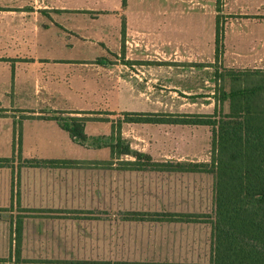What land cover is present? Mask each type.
<instances>
[{
    "label": "crops",
    "instance_id": "obj_1",
    "mask_svg": "<svg viewBox=\"0 0 264 264\" xmlns=\"http://www.w3.org/2000/svg\"><path fill=\"white\" fill-rule=\"evenodd\" d=\"M136 1L150 13L155 6L163 9L168 21L174 22L175 17L196 23L198 30L193 32L204 31L208 57L174 51L157 59L152 54L157 48L148 37L157 33L153 20L158 16L144 15V19L136 14ZM217 4V0H127L126 5L123 0H0V159H10L0 165V208H9L12 215L16 208H79L80 197L107 194L110 174L104 172L109 168L99 165L111 160L112 145L117 143L111 137L118 121L111 116L142 112L144 100H157L153 96L157 92L142 88L148 84L142 75H150L151 81L161 65L158 61L195 66L214 62L217 18L226 13V9L217 10ZM233 6L227 14L261 16L227 23L226 38L237 39L236 55L241 56L247 38H264V5L259 9L255 4ZM189 45L186 51L195 50L196 44ZM136 61H145L147 66L141 68ZM258 62L264 65V53L251 68H263ZM230 63L228 67L250 68ZM175 76L173 72L163 75ZM61 114L90 118L84 126L88 137L84 143L74 140L53 119ZM122 123L125 129L142 122ZM121 133L127 140L128 135ZM128 143L132 152L155 155L151 148ZM120 155L128 157L120 161H135L129 159L132 154ZM26 160L66 163L31 166ZM28 214L21 218L23 224L33 218ZM14 225L15 221L8 223L0 216V259L9 256L6 251L9 236L15 239ZM20 229L23 237L24 226Z\"/></svg>",
    "mask_w": 264,
    "mask_h": 264
},
{
    "label": "rangeland",
    "instance_id": "obj_2",
    "mask_svg": "<svg viewBox=\"0 0 264 264\" xmlns=\"http://www.w3.org/2000/svg\"><path fill=\"white\" fill-rule=\"evenodd\" d=\"M241 3L255 4L259 9L264 5V0L219 1L217 10L226 9V13L220 18L224 29V46L219 59L215 53L212 64L200 66L180 61H158L161 65L151 81L148 80L150 75H142L148 82L142 88L157 92L153 93V96L158 97L153 101L144 100L141 103V109H144L142 112L164 116L185 115L191 118L195 115L215 114L216 111H229V102L221 101L224 92L229 91L234 84L227 71L233 67H228V64L233 62L250 67L234 69H255L251 68L254 66L253 61L261 59L264 53V38H247L249 43L247 47H241V56L236 55L240 46L236 44L237 39L226 38L225 28L232 19H261L257 14H227L229 10L234 9L233 5ZM133 6L136 7L134 12L141 14L144 19V15L158 16L153 20V25L157 23V33L148 37L154 41V47L157 48L152 52L157 59H165L174 51L179 54L208 57L204 31L193 32L198 30L195 29L196 23L175 17L174 22L168 21L167 13L157 6L152 13L144 10L137 1ZM189 43L196 44L195 50L186 51ZM111 58L115 59L114 55ZM121 61L125 62L124 56ZM136 62L141 68L147 66L145 61ZM167 62L170 64H166ZM256 64L264 69L263 63ZM168 72H173L176 76L170 79L163 77ZM104 117H107L106 112ZM111 118L118 121L111 137V142L117 139V143L112 145L111 160L99 165L109 168L104 173L110 174V191L94 197H80L79 208H16L13 215L9 214V208H0V216H3L5 221H15V239L10 238L9 231L8 240L11 244L8 245L7 251L5 250L9 256L0 259V264H80L79 262L92 261H122L129 264L209 263L212 244L211 220L215 210L214 174L132 170L131 167L138 165L120 161L122 158H128L120 153L126 152L130 140L137 148H151L155 153L153 158L151 157L153 161L210 162L212 127L142 122L133 123L124 129V114L112 115ZM120 133L128 135V139H122ZM142 154L139 157L129 156V159L150 164L148 155ZM156 212L167 213L166 215L171 212L181 213L175 214L178 215L177 218L199 221H157ZM26 213L33 218L23 224L21 218L26 216ZM190 214L193 217H190ZM23 226L21 237L20 228Z\"/></svg>",
    "mask_w": 264,
    "mask_h": 264
},
{
    "label": "trees",
    "instance_id": "obj_3",
    "mask_svg": "<svg viewBox=\"0 0 264 264\" xmlns=\"http://www.w3.org/2000/svg\"><path fill=\"white\" fill-rule=\"evenodd\" d=\"M127 0H123L126 5ZM220 0H218L219 3ZM224 29L217 18L216 58L222 55ZM104 62L103 59L99 60ZM234 82L224 92L223 102L229 111L195 116L151 115L126 112V122L184 123L212 127V155L210 162L138 163L130 169L157 171L211 172L214 174L215 210L212 223L211 257L206 264H264V69L227 70ZM170 117V118H168ZM172 117V118H171ZM72 138L84 143L88 137L84 126L88 117L54 115ZM120 124H118L119 126ZM117 127V126H116ZM126 153L143 155L127 147ZM10 161L0 159V165ZM28 165L65 164L58 160H26ZM140 214L139 212H134ZM157 221L196 222L177 218L181 213L156 212ZM159 213V214H158ZM178 214V215H175ZM184 215V214H182ZM190 217H193L191 214ZM80 264H129L122 261H92Z\"/></svg>",
    "mask_w": 264,
    "mask_h": 264
}]
</instances>
